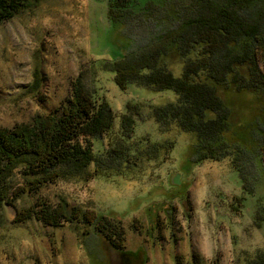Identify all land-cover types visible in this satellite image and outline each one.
I'll list each match as a JSON object with an SVG mask.
<instances>
[{
  "label": "rangeland",
  "instance_id": "374dc122",
  "mask_svg": "<svg viewBox=\"0 0 264 264\" xmlns=\"http://www.w3.org/2000/svg\"><path fill=\"white\" fill-rule=\"evenodd\" d=\"M109 1L42 0L0 24V129L28 124L36 115L61 114L71 82L84 72L88 88L116 115L112 133L94 141L96 154L120 140L121 118L129 113L128 105L137 103H144L139 113L146 120L137 122L127 141L141 150L148 142L174 146L168 154L162 150L160 158H141L131 169L121 166V174L113 167L116 171L87 183L59 181L30 191L12 202L14 208L3 204L0 264H257L264 256V176L249 193L229 159L195 164V136L176 126L163 132L151 116V105L176 100L173 92L134 84L122 90L105 71L92 78L91 60L119 59L132 43L142 44L158 31L151 22L127 31L114 26ZM133 1L141 8L165 0ZM219 94L232 110L227 142L253 155L264 128V95L232 88ZM61 197L119 222L122 250L90 224L54 228L35 218L15 221L16 211L45 200L54 207Z\"/></svg>",
  "mask_w": 264,
  "mask_h": 264
},
{
  "label": "trees",
  "instance_id": "16d2710c",
  "mask_svg": "<svg viewBox=\"0 0 264 264\" xmlns=\"http://www.w3.org/2000/svg\"><path fill=\"white\" fill-rule=\"evenodd\" d=\"M41 1L0 0V24ZM108 16L126 31L150 22L158 31L142 44L130 43L119 59L91 60L85 71L93 73L92 78L102 71L112 73L122 90L134 84L157 93L173 92L175 101L149 107L159 129L168 132L176 126L193 134L195 164L229 159L244 190L253 193L264 176V128L256 149L251 148L253 155L243 145L227 142L232 110L219 91L232 88L236 93L264 95V0H165L141 8L133 0H110ZM70 93L61 114L36 115L28 124L0 129V210L6 204L14 208L12 202L23 194L48 184L87 183L113 167L121 174L140 164L141 158H160L162 150L168 154L174 146L172 141L148 142L141 150L136 142L127 141L137 122L146 120L139 113L144 103H137L128 105L129 113L121 118L120 140L96 154L94 141L112 133L116 115L96 90L88 88L84 72L71 82ZM40 202L16 211L15 221L35 218L54 228L90 224L122 250L119 222L94 209L71 206L64 197L54 207L47 200ZM256 263L264 264V256Z\"/></svg>",
  "mask_w": 264,
  "mask_h": 264
}]
</instances>
